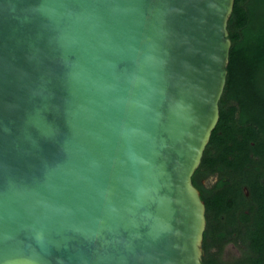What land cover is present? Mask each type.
Instances as JSON below:
<instances>
[{
	"label": "water",
	"instance_id": "obj_1",
	"mask_svg": "<svg viewBox=\"0 0 264 264\" xmlns=\"http://www.w3.org/2000/svg\"><path fill=\"white\" fill-rule=\"evenodd\" d=\"M234 4L0 0V264H204Z\"/></svg>",
	"mask_w": 264,
	"mask_h": 264
},
{
	"label": "trees",
	"instance_id": "obj_2",
	"mask_svg": "<svg viewBox=\"0 0 264 264\" xmlns=\"http://www.w3.org/2000/svg\"><path fill=\"white\" fill-rule=\"evenodd\" d=\"M228 30L220 119L193 176L206 204L203 263L230 264L219 252L240 240L245 249L234 264H264V0H235Z\"/></svg>",
	"mask_w": 264,
	"mask_h": 264
},
{
	"label": "rangeland",
	"instance_id": "obj_3",
	"mask_svg": "<svg viewBox=\"0 0 264 264\" xmlns=\"http://www.w3.org/2000/svg\"><path fill=\"white\" fill-rule=\"evenodd\" d=\"M217 177L218 176L216 174L209 177L205 181L206 186H211L212 184H214L217 180ZM244 249L245 247L240 240H236V241L234 240V241L226 242L223 245L221 251L219 252V255L223 261H227L230 262V264L231 263L234 264L235 262L234 260L241 257ZM218 250L219 248L216 246H213L211 248L212 252H217Z\"/></svg>",
	"mask_w": 264,
	"mask_h": 264
},
{
	"label": "flooded vegetation",
	"instance_id": "obj_4",
	"mask_svg": "<svg viewBox=\"0 0 264 264\" xmlns=\"http://www.w3.org/2000/svg\"><path fill=\"white\" fill-rule=\"evenodd\" d=\"M211 177V176H210ZM208 179V178H207ZM207 179H203V183L205 184V181L207 180ZM206 185V184H205Z\"/></svg>",
	"mask_w": 264,
	"mask_h": 264
}]
</instances>
